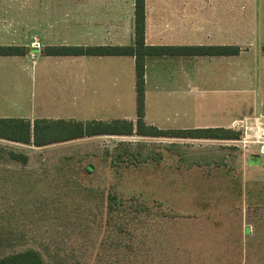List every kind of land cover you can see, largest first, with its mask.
Segmentation results:
<instances>
[{
    "label": "rangeland",
    "instance_id": "1",
    "mask_svg": "<svg viewBox=\"0 0 264 264\" xmlns=\"http://www.w3.org/2000/svg\"><path fill=\"white\" fill-rule=\"evenodd\" d=\"M239 34L238 55L155 61L145 113L159 129L225 127L240 130L239 140L99 135L43 148L0 139V257L33 247L47 264H114L126 251L109 239L111 191L145 204L140 264H264V62ZM31 47L36 66L43 46ZM6 81L10 91L31 85L26 73ZM206 171L232 173L239 188L230 187L236 178Z\"/></svg>",
    "mask_w": 264,
    "mask_h": 264
},
{
    "label": "crops",
    "instance_id": "2",
    "mask_svg": "<svg viewBox=\"0 0 264 264\" xmlns=\"http://www.w3.org/2000/svg\"><path fill=\"white\" fill-rule=\"evenodd\" d=\"M133 21L134 0H0V46L130 45ZM240 32H245L248 46H264V0H145L148 45L239 46ZM189 41L193 44H186ZM164 57L175 56L145 59V113L152 97L148 80L155 61ZM38 59V65L31 66L28 53L0 56V83L16 74L26 73L31 79L26 90L21 83L12 91L0 86V117L83 121H108L110 113H118L113 119L136 117L132 56L42 54ZM259 59L264 62V55ZM32 88L36 91L30 93ZM24 102L29 109L25 114ZM11 110L19 116H12Z\"/></svg>",
    "mask_w": 264,
    "mask_h": 264
},
{
    "label": "trees",
    "instance_id": "3",
    "mask_svg": "<svg viewBox=\"0 0 264 264\" xmlns=\"http://www.w3.org/2000/svg\"><path fill=\"white\" fill-rule=\"evenodd\" d=\"M133 22V42L130 45L45 46L40 52L43 55L55 56H132L135 75V121L129 119L83 121L64 118L30 120L21 117H0V139L35 147L99 135L130 136L135 134L148 137L239 140L242 135L240 130L225 127L159 129L154 125L147 124L144 116L145 59L147 56H233L239 54L240 47L237 45H148L145 43V0H134ZM261 51L264 55V46ZM28 52L29 49L25 46H0V56L25 55ZM9 156L21 163H26L28 159L25 154L14 151H10ZM251 158L253 160L251 163L257 164L258 156H251ZM206 172L211 174L223 172L226 177L236 178L230 187L239 188L238 178L228 171ZM250 185L251 183L247 184L248 191ZM143 203L134 195L123 198L111 191L107 193L106 225L108 228L109 225L112 226L109 239L115 240L114 243L118 246L123 242L126 251V256L121 257L114 264H140L141 257H138L137 253L148 248L147 244L145 245V240H137L136 237L137 231L140 232V228L143 227L139 226L142 218L147 216ZM137 204H140L139 209H132ZM244 229L248 235L250 227L245 226ZM106 234L109 235L107 231ZM4 240L3 234H0V248ZM0 264H47V261L40 250L29 247L0 257Z\"/></svg>",
    "mask_w": 264,
    "mask_h": 264
}]
</instances>
